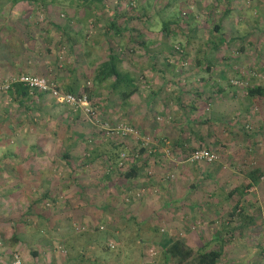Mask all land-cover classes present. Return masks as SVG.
I'll return each instance as SVG.
<instances>
[{
	"label": "rangeland",
	"instance_id": "374dc122",
	"mask_svg": "<svg viewBox=\"0 0 264 264\" xmlns=\"http://www.w3.org/2000/svg\"><path fill=\"white\" fill-rule=\"evenodd\" d=\"M103 1L104 10L96 0L84 6L82 0H0V81L28 70L55 81L61 89L65 82H74L77 89L88 87L87 100L95 108L90 119L43 94L28 111L23 108L16 113L13 102L0 90V167L4 168L0 171V264L8 263L9 253L16 254L21 264H64L66 257L74 256L68 243L82 247L89 259L102 258L104 264H159L161 237L183 238L195 248L205 239L197 234L203 226L210 230L206 236L217 227L218 221H205L192 202L206 197L211 203L208 193L220 199L233 183L247 180L251 183L241 194L224 200L221 211L231 213L222 217V223L231 218L230 226L238 207L242 211L248 201H255L251 228L225 241L232 248H247L254 264V252L264 246V126H259L257 107L246 98L245 88L264 85V16L259 11L264 0H256L257 5L254 0H133L132 5L129 0ZM224 7L228 10L221 15ZM114 9L140 16L128 21L117 17L123 36L124 28L135 34L146 24L152 30L144 34L159 36L158 44L144 39L145 45L122 42L118 47L110 36L105 44L91 45L90 37L97 35L91 24L93 14L98 26ZM49 18L62 24L63 31L50 24ZM217 21L224 38L221 43L210 29ZM164 22L166 26L161 27ZM166 27L169 37L161 38ZM109 45L121 52V66L135 77L137 90L125 101L108 92L104 82H92L93 68ZM159 48L162 51L154 52ZM165 55H170L168 60ZM198 74L203 75L202 83ZM197 86L203 87L205 95L196 92ZM215 102L223 106L222 115L211 110ZM120 123L133 126L137 136L107 134L105 128ZM88 135L94 136L97 153L111 142L122 141L126 152L118 151V156L124 153L121 165H116L118 157L113 162L98 155L82 163L78 157L86 153L83 140ZM67 136L78 139L70 147L69 160L59 156L67 149L62 139ZM144 140L145 150L138 152ZM202 146L215 150L217 158L212 162L184 160L189 150ZM235 146L246 149L240 158L231 152ZM8 152L14 155L7 157ZM144 155L147 160L133 182L104 180V172L124 169L132 161L140 164ZM254 167L260 172L256 180L247 174ZM144 176L151 177L146 186L142 185ZM7 188L8 194L1 195ZM46 189L56 200L50 204V199L41 196L29 207ZM215 207L218 204L207 205L206 210L203 205L201 210L208 215ZM129 216L145 220L138 232L143 238L142 263L135 260L139 254L135 248L129 253L124 249L132 245L125 233L119 234V240L109 235L91 240L96 236L94 226L117 230ZM157 224L159 230L154 231ZM12 231L19 237L14 243L9 240ZM101 242L108 248L103 250ZM217 244L210 243L218 248ZM224 258L219 257L216 264H243L237 258L228 262Z\"/></svg>",
	"mask_w": 264,
	"mask_h": 264
},
{
	"label": "trees",
	"instance_id": "16d2710c",
	"mask_svg": "<svg viewBox=\"0 0 264 264\" xmlns=\"http://www.w3.org/2000/svg\"><path fill=\"white\" fill-rule=\"evenodd\" d=\"M91 0H82L81 4L82 6H84L83 4L85 3H90ZM95 1V0H94ZM99 1L100 4L102 5L103 8H106V4L104 3L103 0H96ZM128 3H130L132 5L133 0H129ZM95 6H93V8H95ZM228 9H226V7H224V10L220 13L221 15L225 14V12ZM125 11V10H124ZM141 12H143L141 10ZM188 11H183L182 14H187ZM179 13V16H182V14ZM122 15V16H121ZM135 15L137 17L140 18L139 14H127L125 12H120L119 9H114L111 14L107 15L106 18H104L106 21H104L103 26L107 27L106 30H108L109 34L111 33H116L117 38H119L121 40V36H123V24L120 25V23L117 20L118 16H121V19H123L124 21H128L132 16L135 17ZM51 24H53L54 26H58L59 29H61V31H63V27L62 24H58L55 21H50ZM176 23V22H174ZM165 27L166 26V22L161 24ZM61 26V27H60ZM167 28V27H166ZM126 29L127 33V41L125 42H137L136 41V35L130 31L129 29ZM210 29L215 33L216 35V39H217V43H221L223 41V36H222V31L220 30V23L217 21L216 23H213L212 26L210 27ZM167 32L170 33V31L167 29H165ZM220 30V31H219ZM174 30L171 31V33H173ZM219 33V34H218ZM116 38V40H118ZM211 39V38H210ZM213 40V39H211ZM141 44H147L145 42V40L141 39L138 40ZM150 41V40H149ZM112 42V40H111ZM114 44H116L118 47L121 46L122 43H119L116 41H113ZM112 42V43H113ZM215 45V43L213 44ZM115 46V45H114ZM113 45H109L108 49L106 51V54L104 55V57L98 61L94 68H93V75H92V82H94L95 85H99L101 83H105L106 87H107V91L108 92H114L115 94L118 95V97L125 101L132 93H134L137 90V84L135 82V77L134 75L127 69L123 68L121 66V60L123 58V55H121V52L116 51V49H114ZM126 47H128L125 44ZM153 51V50H152ZM151 51V52H152ZM157 51H162V48L159 49H155L154 52ZM170 56V55H168ZM165 58L168 60L167 55L165 56ZM164 58V59H165ZM24 72V71H23ZM26 73H31V74H37V73H33L31 71L26 70ZM37 75H42V74H37ZM172 78V76H171ZM78 84H74V82H65V84H63V90L64 91H68L70 93H73L74 95L80 96L82 94H85V96L88 99V95L90 94L88 87L87 86H83L81 89H77ZM85 91V92H84ZM6 93V95L9 97L10 101L13 102V104L15 105L16 108V113H19L21 111V109L24 108L25 111H28L31 106L32 103L40 98V96H42L43 92L40 91H36L33 93H29L27 86L24 85L23 83L19 82V81H14L11 82L5 89V91H3ZM33 96H36V98L34 99ZM245 96L246 98L257 107V114H258V118L260 119V127L264 126V85H260V84H252L250 86H247L245 88ZM10 127H12V124L9 125ZM248 135V134H246ZM84 151L86 152L85 154L82 152V154L79 155L78 158H80L81 162L84 163H90L95 159V156H105V159H109V160H113V162H115L116 157H118V151L120 150H124L125 151V146L122 143V141H118V142H111L110 146L107 149H102L101 151H99L97 153V151L95 152V150L97 149V145L95 142V138L94 136H90L88 135L87 137L84 138ZM125 147V148H124ZM207 148H210L208 146H204ZM31 148H37V145L35 142L32 143ZM196 147L192 148L195 149ZM191 149V148H190ZM145 150L143 145H140L138 147V152H143ZM190 151V150H189ZM246 151L245 148H243L242 146H235L231 149V152L234 156V158H240L242 156V154ZM126 152V151H125ZM96 153V154H95ZM148 153H146L147 155ZM61 155H63L65 158H68V160L70 158H72L71 155H68V153H62ZM93 155V156H92ZM146 155H144V159L143 161L140 163V165H136L134 161L130 162L129 165L122 169L120 167L117 168V170L114 167V172L113 171H106L104 172V180H113V181H126L127 183H131L133 182V179H136L137 176V172L140 170V172L143 169V165L147 160ZM118 159V158H117ZM143 163V164H142ZM116 164V163H115ZM31 172H34L33 169H31ZM259 171L258 168L254 167L251 168V170H249L247 172L248 176L250 177L249 179H257V176L259 175ZM144 175V173H143ZM138 178V177H137ZM151 177L150 176H144V178H140L143 180L142 185L146 186L148 183L151 182ZM251 182L249 180H247L245 183H242L239 187H235L232 188L231 190H228L227 192H225L222 196V200H226L229 198L230 195L233 194L234 191H240V193H242V190L244 189V187H246L247 185H249ZM8 191H10V189H5V192L1 195H5L8 194ZM13 194V193H12ZM210 195L211 198V204L216 205L218 201H220V199L217 198V194L215 193H208ZM14 195H16V193L14 192ZM41 196H44L46 199H50V204H52L56 199V196L52 195L49 193V190H45L43 191V193L40 196H37L35 199L31 200L32 204H29V207H31V205H34V203H38L39 200L41 199ZM44 203H49L47 202V200ZM236 206V205H235ZM234 206V208H235ZM233 208V210H234ZM30 209V208H29ZM28 211V210H27ZM243 211V210H242ZM236 215L240 216L243 215V213L241 212V207H238L237 212H235ZM245 215V214H244ZM251 216H249L250 218ZM124 226L117 228V230H115V228H113V230H109L106 229L105 225H99V226H94L93 230L96 234V236L93 238H91V240H101V239H105L108 238L109 236L111 238H114L115 240H119L120 235L119 234H123L125 233V236H129V242H131V247H126L124 249H126V251L132 252V249L135 248L136 251H138V256L136 257V262L137 263H142L141 259L139 257L140 253H141V247H142V243H143V238L140 236L139 232V228L140 225L143 224L142 220H135L134 217L129 216L128 219H124ZM132 223V225L134 227H130V225L126 224V223ZM243 225V224H242ZM158 224L154 225L152 228L153 230L157 231L159 230L158 228ZM10 229H12V227H9ZM109 235V236H108ZM108 236V237H107ZM164 236V235H163ZM9 240H11V243L16 242L17 240H19V237L15 234L14 231L11 232V234L9 235ZM98 240V241H99ZM67 240H65L66 242ZM86 242H89L88 239H85ZM97 241V242H98ZM85 242V243H86ZM123 243H125L123 241ZM107 244V243H106ZM127 245H129L130 243H125ZM67 245H69L70 247L73 248L74 250V256L72 257H66L64 264H90V263H98V264H104L105 260H103L102 258L99 259L97 257L94 258H88L84 256V251L82 247L79 248H74L73 245H71L70 243H68ZM112 245V244H110ZM159 247H160V254H161V263L159 264H216L217 258L220 254V252L218 250L215 249H208L205 250L204 247H190L185 240L182 238H178V237H167L164 240L162 239V237L159 239ZM101 247L103 250L107 249L108 246L103 244L101 242ZM132 248V249H131ZM32 254H35L36 251L35 250H31ZM12 255H10V253L8 254V257L11 256V259H7L9 261H7L8 263H10V261L12 260ZM85 261H84V260ZM84 261V262H82ZM149 264V263H147ZM151 264V263H150Z\"/></svg>",
	"mask_w": 264,
	"mask_h": 264
},
{
	"label": "crops",
	"instance_id": "0c3cea01",
	"mask_svg": "<svg viewBox=\"0 0 264 264\" xmlns=\"http://www.w3.org/2000/svg\"><path fill=\"white\" fill-rule=\"evenodd\" d=\"M259 1V0H258ZM261 2V1H260ZM253 5H257V1L256 0H254L253 1ZM259 6V5H258ZM105 8H103V10H104ZM231 9V8H230ZM223 10H224V8H223ZM223 10H220V13L223 11ZM235 10H236V8H235ZM259 10V9H258ZM262 14H263V16H264V5H262V7H261V10H259ZM93 13H95V12H93ZM107 15H108V13H106ZM50 21H52L50 18H49V23L51 24V22ZM104 23V22H103ZM103 23L101 24V25H98V26H96L95 25V17H94V14H93V18H92V20H91V24H92V28H93V32H95L97 35H96V37H93V35H92V37H90V43H91V45H93L94 43H96V41H100V43H102V44H105L106 43V40L107 39H109L110 38V36L111 37H113L114 39H116L117 37H115V34L116 33H111V34H109V32H108V30H106V28L107 27H104L103 26ZM140 24H142V23H140ZM53 25V24H52ZM146 25V24H145ZM141 26V25H139V26H141V28L142 29H140L139 28V30L137 31V32H135V35H136V41L137 42H135V43H139V41L138 40H141V39H149L148 40V43H150V44H154V43H157L158 44V41L156 40V39H159L158 37L159 36H153V34H144V31H148V30H152V27L151 26ZM61 27V26H60ZM95 27H96V29H95ZM55 28H58V26L56 27L55 26ZM59 29V28H58ZM61 30V29H60ZM159 34V33H158ZM170 33L169 32H164L163 34H162V37L161 38H163V36H165V37H169L168 35H169ZM160 35V34H159ZM126 38H127V35L125 34V36H121V40L119 39V38H117L118 40H115V42L117 41V42H119V43H122V42H124V41H127L126 40ZM68 40V43L71 45L72 43H73V41H71L70 39H67ZM141 44V43H140ZM166 56V55H165ZM168 57V56H167ZM22 71V70H21ZM161 72V71H160ZM162 73V72H161ZM168 75L167 74V72L166 73H162V75ZM170 76H171V74H170ZM203 75L202 74H198V78H199V80H200V82L202 83L203 81H204V79L203 78H201ZM219 89H220V87H219ZM195 90H196V92L197 93H202V91H204V89H203V87L202 86H197V88H195ZM45 94H47V93H45ZM203 94V93H202ZM200 95V94H199ZM203 95H205V92H204V94ZM203 98L202 99H204L205 100V97L204 96H202ZM218 101V100H217ZM197 106H199L198 104H192V107H197ZM12 108H15V106H12ZM211 110L212 111H215V113L216 112H220L221 113V115H222V108H223V106L221 105V103H219V102H215L214 103V105L212 106V103H211ZM215 109V110H214ZM227 109V108H226ZM226 109H225V111H226ZM230 111H232V110H229V113H230ZM217 114V113H216ZM63 139V143L64 142H66V146H67V149H65L64 150V153H68V155H71L72 154V152H71V150H70V147H72V146H74V145H76V140H78L76 137H74V136H67V137H64V138H62ZM68 140H70V142L68 143L67 141ZM179 141H177V140H175V145L176 146H178L179 145V143H178ZM6 155H7V157L8 156H13L12 154H10L9 152L8 153H6ZM59 156H63V155H59ZM135 164L136 165H138L136 162H135ZM140 165V164H139ZM9 168L11 169L12 167L11 166H8V170H9ZM4 168L1 166L0 167V171H4L3 170ZM34 169H36V168H34ZM33 169V170H34ZM29 171H31V170H29ZM35 172L37 171V170H34ZM139 174H140V170L137 172V176H136V179H137V177L139 178ZM245 179H248V177L246 176L245 177ZM242 183H245V182H239L238 184L237 183H233L232 184V186L228 189V190H231L232 188H235V187H239ZM105 186V185H104ZM227 190V191H228ZM226 191V192H227ZM234 193H236V194H241L240 193V191H234L233 192V194ZM207 198L205 197L204 198V200L202 201V202H200V200L199 201H197V202H192V204L194 205H197L198 206V214L199 215H201V216H203V219L205 220V221H210L211 220V218H212V220H214L215 222L216 221H218V225H217V227L216 228H214V229H211L212 230V233H210L208 236H206L205 234H206V232H208V230H209V227L206 225V226H203V228H201L200 230H199V232H197V234H198V236L199 237H205V239H203L202 240V242L201 243H199L197 246H195V247H204V249L205 250H208V249H215V250H218L219 252H220V254H219V256H218V258L220 257L221 259H223L224 257H223V253H225V257L226 258H224V259H227L226 261L228 262V259H230L231 261L233 260V259H235L236 260V258L239 260V261H243V264H251L252 262H250V258H249V256H247V251H246V249L247 248H243L244 250H239V249H242V248H238V247H234V248H232V247H230V246H228L227 244H225V241H229L230 240V238H233V237H236V235H238V233L240 232H245V230L247 231L248 229H250L251 228V226H252V222H253V216H254V213H253V211H255L256 210V208H257V206H255L254 204H255V201H248L247 202V205H246V209H243V211H241L242 213H243V215H240V216H238V215H235V216H233V218L235 219V220H233V221H235L234 222V224H230V226H227L228 225V223H230L229 221L231 220V218H229V219H226V220H224V222L222 223V217H225V216H229V217H231V213H230V215H228V212L229 211H227V209H224V210H222L221 211V208L224 206L223 204V200L220 198V201L219 202H217V204H218V207H215V209L214 210H212V211H210V214H208V215H205L206 213L205 212H203L202 210H201V207L204 205L205 207H206V210H207V205H211V203L210 202H208L207 200H206ZM172 202H174V203H177V202H175L176 200L175 199H172L171 200ZM219 203L221 204V205H219ZM217 204L216 205H214V206H217ZM254 205V208L252 207ZM225 207V206H224ZM252 207V208H251ZM205 209V208H204ZM219 209V210H218ZM205 213V214H204ZM245 214V215H244ZM249 216H251L250 218H249ZM142 220V219H141ZM211 220V221H212ZM142 221H145V220H142ZM260 221H262V220H260ZM223 224H225V228H223L222 227V225ZM243 224V225H242ZM250 224V225H249ZM211 225V224H210ZM207 227V228H206ZM210 231V230H209ZM189 233V232H188ZM190 235V234H189ZM164 240V239H163ZM185 240V239H184ZM215 241H217V245L216 246H218V248L217 247H213V246H211L210 245V243H212V242H215ZM185 242L187 243V241L185 240ZM188 244V243H187ZM189 245V244H188ZM264 245V244H263ZM190 247H192L191 245H189ZM237 249V251H235ZM255 254H253L254 255V257H252L251 258V261H253V263L255 264H258V262H260V261H262L261 262V264H264V246H261L260 247V251H255L254 252ZM240 254V255H239ZM239 255V256H238ZM235 257V258H234ZM251 257V256H250ZM261 257V258H260ZM217 258V259H218ZM249 259V260H248ZM64 262V261H63ZM217 262V261H216ZM233 264V263H232ZM235 264H237V263H235Z\"/></svg>",
	"mask_w": 264,
	"mask_h": 264
},
{
	"label": "built area",
	"instance_id": "2783aa9c",
	"mask_svg": "<svg viewBox=\"0 0 264 264\" xmlns=\"http://www.w3.org/2000/svg\"><path fill=\"white\" fill-rule=\"evenodd\" d=\"M14 81H19L24 85H26L29 93H33L36 91L47 93L53 99H55L57 103L63 104L73 111H79L90 119L94 118L95 108H93L89 104L85 94L77 96L68 91H64L58 86V84L55 81L49 79L44 75L19 72L16 74L6 76L4 79L0 81V90L5 91L6 87L11 82ZM230 82L233 84L234 83L239 84V81L236 79H230ZM94 121L96 123L99 122L97 118ZM105 130L109 135L111 133L113 134L118 133L121 135L131 134L134 135L135 137L137 136V130L133 126L125 123L117 124L115 127L105 128ZM146 141L147 140L142 141L140 145H143L145 147ZM123 155L124 153L122 151L119 152L116 165L118 166L121 165V162L123 161ZM216 158H217V154L215 150L202 146L187 152L184 160L188 162H195V161L212 162ZM150 252H152V250H150ZM7 264H21V263L18 256L14 254L10 263Z\"/></svg>",
	"mask_w": 264,
	"mask_h": 264
}]
</instances>
